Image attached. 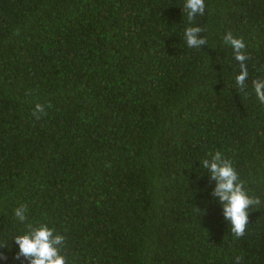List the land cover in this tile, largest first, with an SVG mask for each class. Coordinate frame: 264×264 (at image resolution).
<instances>
[{
    "label": "trees",
    "instance_id": "obj_1",
    "mask_svg": "<svg viewBox=\"0 0 264 264\" xmlns=\"http://www.w3.org/2000/svg\"><path fill=\"white\" fill-rule=\"evenodd\" d=\"M185 3L0 0V264H28L14 238L45 224L66 264H264V0H205L192 21ZM216 152L261 200L239 239L202 166Z\"/></svg>",
    "mask_w": 264,
    "mask_h": 264
},
{
    "label": "clouds",
    "instance_id": "obj_2",
    "mask_svg": "<svg viewBox=\"0 0 264 264\" xmlns=\"http://www.w3.org/2000/svg\"><path fill=\"white\" fill-rule=\"evenodd\" d=\"M205 7V0H186L184 8L187 10L189 21L194 20L197 15H203ZM204 31L205 29L199 26L186 28L184 37L187 46L202 49L207 44L206 37L201 35ZM223 42L232 48L234 58L239 62L240 73L235 77V83L237 92L243 94L249 76L246 61L250 56L246 52V44L242 37H234L231 31L224 35ZM252 87L258 101L264 104V80H253ZM47 107L51 108V104ZM32 115L36 119L47 115L45 105L37 103ZM202 166L208 171L210 181L215 184L211 196L218 198L222 205L223 217L231 225V232L237 239L243 237L249 224V212L254 206L261 204L260 198L248 195L244 181L240 180L231 161L224 158L220 152H216L211 159L203 160ZM26 213L27 205H20L14 210L15 217L21 222L26 219ZM64 239V236L55 234V230L46 224L32 228L28 233L14 238L15 244L19 246L14 259L23 258L28 264H66V257L60 253ZM242 259V256H237L235 264H241ZM0 260H7V257L0 253Z\"/></svg>",
    "mask_w": 264,
    "mask_h": 264
}]
</instances>
